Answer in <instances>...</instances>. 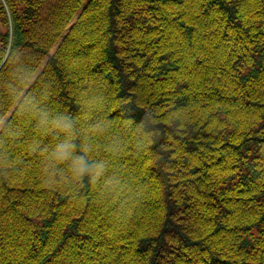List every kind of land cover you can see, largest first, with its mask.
I'll return each mask as SVG.
<instances>
[{"label": "trees", "instance_id": "1", "mask_svg": "<svg viewBox=\"0 0 264 264\" xmlns=\"http://www.w3.org/2000/svg\"><path fill=\"white\" fill-rule=\"evenodd\" d=\"M0 264H264V0H0Z\"/></svg>", "mask_w": 264, "mask_h": 264}]
</instances>
